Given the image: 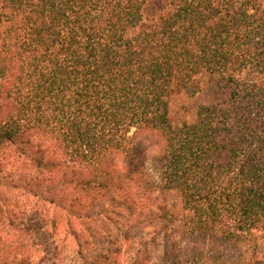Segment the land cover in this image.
<instances>
[{
  "label": "trees",
  "instance_id": "1",
  "mask_svg": "<svg viewBox=\"0 0 264 264\" xmlns=\"http://www.w3.org/2000/svg\"><path fill=\"white\" fill-rule=\"evenodd\" d=\"M55 251L264 264V0H0V264Z\"/></svg>",
  "mask_w": 264,
  "mask_h": 264
},
{
  "label": "rangeland",
  "instance_id": "2",
  "mask_svg": "<svg viewBox=\"0 0 264 264\" xmlns=\"http://www.w3.org/2000/svg\"><path fill=\"white\" fill-rule=\"evenodd\" d=\"M55 243H56L54 245L55 248L57 247L58 251L60 252V237L57 239V241ZM44 258H45L46 264H60V254H58L56 251H55V254L45 255ZM51 259L53 260L52 262L50 261Z\"/></svg>",
  "mask_w": 264,
  "mask_h": 264
}]
</instances>
